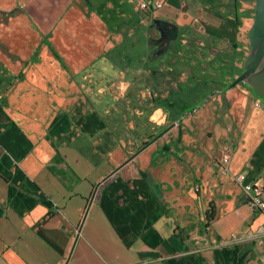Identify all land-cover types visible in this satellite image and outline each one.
Returning <instances> with one entry per match:
<instances>
[{"label":"crops","instance_id":"crops-1","mask_svg":"<svg viewBox=\"0 0 264 264\" xmlns=\"http://www.w3.org/2000/svg\"><path fill=\"white\" fill-rule=\"evenodd\" d=\"M141 1L0 0V264H264L252 1Z\"/></svg>","mask_w":264,"mask_h":264},{"label":"water","instance_id":"water-1","mask_svg":"<svg viewBox=\"0 0 264 264\" xmlns=\"http://www.w3.org/2000/svg\"><path fill=\"white\" fill-rule=\"evenodd\" d=\"M169 26L168 45L176 41L179 36V27L171 21L164 22ZM251 52L246 59L245 67L237 81H249L255 92L264 97V0H256L254 22L249 31Z\"/></svg>","mask_w":264,"mask_h":264},{"label":"built area","instance_id":"built-area-1","mask_svg":"<svg viewBox=\"0 0 264 264\" xmlns=\"http://www.w3.org/2000/svg\"><path fill=\"white\" fill-rule=\"evenodd\" d=\"M163 4L162 0H155L153 3H149L147 0L141 1V7L143 8H158ZM260 105L259 102L256 103ZM230 161V154H224V162L227 165ZM238 181L243 185L244 190L247 193L253 192L250 196L251 203L261 209L264 212V187L253 182L246 181V174L241 173L237 176Z\"/></svg>","mask_w":264,"mask_h":264},{"label":"rangeland","instance_id":"rangeland-1","mask_svg":"<svg viewBox=\"0 0 264 264\" xmlns=\"http://www.w3.org/2000/svg\"><path fill=\"white\" fill-rule=\"evenodd\" d=\"M252 1V5H253V9H252V12H253V15H254V13H255V6H256V0H251ZM254 18V17H253ZM254 20V19H253ZM93 89L94 90H98V88H99V85H97L96 86V84H94L93 86ZM228 151V150H227ZM229 154V152H226L225 154ZM223 161H224V155H223Z\"/></svg>","mask_w":264,"mask_h":264}]
</instances>
